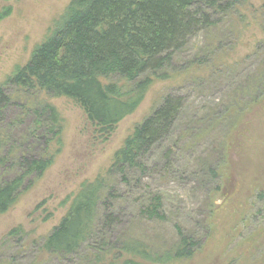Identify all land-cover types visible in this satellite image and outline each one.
Here are the masks:
<instances>
[{"label": "trees", "instance_id": "1", "mask_svg": "<svg viewBox=\"0 0 264 264\" xmlns=\"http://www.w3.org/2000/svg\"><path fill=\"white\" fill-rule=\"evenodd\" d=\"M247 5V0H72L71 16L63 27L38 45L29 62L0 85V216L43 177L62 149L63 121L42 96L72 100L85 115L92 135L107 137L136 111L154 85L173 78L185 80L195 70L213 67L212 62L225 54L215 55V50L224 47L225 39L236 41L242 35L240 27L249 22L243 13ZM259 12L264 31V4ZM199 35L205 38V47L196 48L188 66L177 70V57ZM251 82L254 89L263 86L264 76ZM260 92L259 100L264 97L262 88ZM249 93L250 99L257 94ZM184 106L181 96L167 95L132 129L104 174L80 186L66 215L47 235L35 236L34 231L18 226L3 237L0 264H16L15 259H24L28 251L32 264L190 262L200 251L201 240L178 225L166 247L149 246L143 239L116 232L122 223L118 212L122 202L136 208L140 221L165 218L158 193L138 196V192L152 151L170 138ZM230 107L214 127L227 120L229 128L231 119L230 129L238 124L243 108ZM13 110L16 115L8 116ZM227 149L224 136L217 149L224 164ZM172 152L168 149L164 157ZM218 171L206 168L210 179L219 177ZM253 200L262 204L264 192L257 191ZM213 202L209 198L206 233L213 226ZM254 232L249 241L256 235L264 238V226ZM7 245L17 248L5 260L2 252Z\"/></svg>", "mask_w": 264, "mask_h": 264}, {"label": "rangeland", "instance_id": "2", "mask_svg": "<svg viewBox=\"0 0 264 264\" xmlns=\"http://www.w3.org/2000/svg\"><path fill=\"white\" fill-rule=\"evenodd\" d=\"M71 1L0 0V85L29 62L38 45L63 27L71 16ZM247 3L248 10L243 13L249 22L240 27L238 40L225 39L223 50H215V55L225 54L212 62L213 67L195 70L185 80L173 78L154 85L136 111L107 137L92 135L85 115L72 100L42 96L63 121L62 149L43 177L0 216V241L18 226L26 232L34 231L35 236L47 235L66 215L80 186L94 181L111 166L132 129L167 95H176L184 99L185 109L170 138L152 151L138 192V196L147 191L158 193L165 218L162 222L140 221L136 208L122 202L118 204L122 223L117 234L143 239L149 246L166 247L174 240V227L178 225L202 244L187 264H264V238L256 235L249 241L255 229L264 226V201L259 204L253 200L257 191L264 192V97L258 98L264 85L255 89L251 85L254 77L264 76V31L259 12L264 0ZM205 45L202 35L194 38L177 57L175 68L187 67L196 48ZM249 91L257 92L254 99H250ZM230 105L235 110L243 108L238 124L230 129L231 119L229 128L227 120L214 127ZM7 115L12 117L16 112ZM224 136L228 143L225 164L217 150ZM168 149L173 151L169 158L164 157ZM207 167L220 168L219 177L210 179ZM112 183L118 181L112 179ZM209 198H214L213 226L206 233ZM16 248L6 246L2 252L5 260L16 253ZM22 258H16V264H32L30 251Z\"/></svg>", "mask_w": 264, "mask_h": 264}]
</instances>
